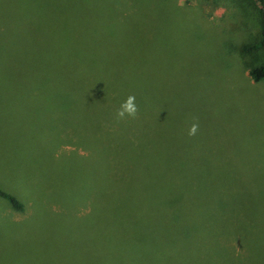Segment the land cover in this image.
<instances>
[{
  "label": "rangeland",
  "instance_id": "374dc122",
  "mask_svg": "<svg viewBox=\"0 0 264 264\" xmlns=\"http://www.w3.org/2000/svg\"><path fill=\"white\" fill-rule=\"evenodd\" d=\"M257 27L252 0H0V264H101L104 234L125 250L113 248L124 263L193 264L201 247L145 229L166 215L159 184L177 197L204 193L214 218L234 219L236 202L264 204V184H255L264 178V81L246 70L264 51L244 60L222 52L254 40ZM153 60L193 85L178 93L169 122L181 126L91 152L87 80ZM187 90L195 96L182 98ZM127 196L144 202L135 234L156 249L128 248L118 222ZM240 242H230L234 255L253 257Z\"/></svg>",
  "mask_w": 264,
  "mask_h": 264
},
{
  "label": "trees",
  "instance_id": "16d2710c",
  "mask_svg": "<svg viewBox=\"0 0 264 264\" xmlns=\"http://www.w3.org/2000/svg\"><path fill=\"white\" fill-rule=\"evenodd\" d=\"M252 1L258 15L257 35L254 40L248 43L224 44L223 50L222 48L221 50L225 55L227 53H225L224 47L236 49L235 51L243 60L247 54H254L260 50L264 51V0ZM170 20L172 21V18L167 19L168 22ZM133 68H137L134 69L135 72ZM166 69L169 70L157 60H153L134 67L128 64L118 68L112 67L105 74H98L92 77V80H87L86 92L89 93L84 100L96 108L91 112L93 120L88 117V123L93 126L92 132L95 136L91 140H87L91 152L94 149L101 152L128 142L136 144L137 141L147 138L144 136L145 134L161 135L169 129L181 126L179 120L173 124H169V122L172 113L177 111L178 93L182 88L193 85L188 82V79L179 80L171 77L165 73L167 72ZM246 70L253 82L264 81V57L259 63L248 66ZM175 75L181 78L180 75ZM196 82L200 87V83L197 80ZM148 88L153 91H149ZM189 90L184 91L180 96L182 98L194 97L195 95H192ZM158 92H165V94ZM130 95L135 97L134 103L138 111L135 117L125 115L121 119L117 116V110ZM149 101H152L151 105H149ZM191 106H193L192 103L184 105V107L189 108ZM96 117L98 120L94 119ZM227 175L233 176L231 173ZM255 184H264V178H260L257 183L255 180ZM155 186L165 197L162 202L166 207V215L161 218L154 217L157 223L156 227L148 226L145 228L155 233L153 238L165 237L167 242L173 243L174 246L186 242L187 248L201 247L202 251L191 253L192 256L189 254L193 264H264V204L236 202L229 206V209L234 213V219L214 218L217 216L213 215V208L210 213L207 212L211 200L205 198L204 193L198 194L194 189H186L185 191L189 195L177 197L175 194L166 191L162 184ZM127 190L128 188H126ZM1 195L14 208L22 209V203L13 195L5 192H1ZM251 196L248 192L245 197L252 199L253 196ZM197 200L200 201L199 205H197ZM119 204L121 209L127 211L118 216L120 219L118 222L123 233H125L128 248L137 249V254H140V250L143 249H156V242L153 241L152 244L147 245L145 242L147 236L135 234L141 232L139 230L142 229L141 221L142 218L145 219L144 202L130 196L127 199L122 197ZM177 205L186 206V208L175 211ZM245 235H248L250 241H244ZM113 238H115L114 235L107 234L101 238V264H110L113 260L119 261V264H128L118 259L113 252V248L125 251L120 246L113 244L111 240ZM235 240L241 241L240 244L243 250L245 249L244 251L247 250L245 248L247 246L254 249V256L247 257L245 254V259H243L239 255H234L235 245H231L230 242ZM129 259L130 254L127 253L126 261H130ZM175 262V264H183L181 260Z\"/></svg>",
  "mask_w": 264,
  "mask_h": 264
},
{
  "label": "clouds",
  "instance_id": "9594fccd",
  "mask_svg": "<svg viewBox=\"0 0 264 264\" xmlns=\"http://www.w3.org/2000/svg\"><path fill=\"white\" fill-rule=\"evenodd\" d=\"M182 2V0H181ZM135 101V97L130 95L126 101L124 103L121 104L120 108L117 110V116L119 118H124L125 115L127 116H131V117H135L138 108L136 106V104L134 103ZM197 130V125H192L190 131H189V135H194L195 132Z\"/></svg>",
  "mask_w": 264,
  "mask_h": 264
}]
</instances>
